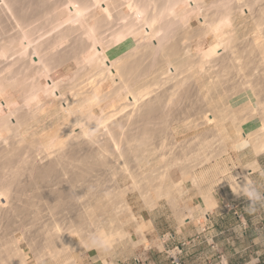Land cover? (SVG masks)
I'll use <instances>...</instances> for the list:
<instances>
[{
	"label": "bare ground",
	"instance_id": "bare-ground-1",
	"mask_svg": "<svg viewBox=\"0 0 264 264\" xmlns=\"http://www.w3.org/2000/svg\"><path fill=\"white\" fill-rule=\"evenodd\" d=\"M225 1L227 0L223 2ZM232 1L236 2L235 6L226 3L228 6L224 5L225 7L221 8L223 11L220 10L219 14L215 11L204 14L199 0H0V108L7 111L5 116L0 117V133L7 135L6 138L2 137L3 142H0V211L10 207V201L8 207L2 203L5 196L9 198L8 194L13 209L19 207L18 202L23 199V195L32 192L29 197L34 195L33 199L36 198L34 199L36 203L32 205L36 209L32 210L27 196L26 201L24 198V203L21 202L23 204L21 210L32 211L31 219L36 221L44 234V243L52 248L54 255H58L56 248L59 245H68L71 242V234L61 232L56 225L58 222L71 227L73 233L79 236V240H85L87 237L88 225H85L83 221L85 218L82 217L95 208L87 205L88 209L83 204L82 196L89 194L86 197L91 196L95 201L107 198L108 215L119 214L118 211L122 209L133 221L134 215L128 205L127 190H121L116 183L112 194L104 188V182L98 177L97 169L108 167L109 171L112 164L117 169L116 167L121 165V159L126 160L125 155L134 154L131 152L134 147L131 146L130 150V142L133 146L136 141L137 144L140 142L146 144L145 137L147 135L153 137L156 130L148 129L146 121L152 119L154 113L161 108L159 104L163 101L162 97L165 95L164 100L168 99L165 112H171L170 108L168 110L170 107L168 101H173L176 96L189 99L193 92L190 87L195 85L190 86V83L194 82V79L191 81L194 77L192 75L197 72L201 75V81L209 86L207 95L211 98L213 95L217 98L226 96L225 99L230 100L224 102L225 106L220 110V116L233 122L229 127L222 125L223 122L213 126L222 119L218 121V116L213 115V111L208 110L209 107L202 106L201 103H199L201 106L196 105L197 102H194L192 105L199 108L187 111V113L190 111L188 115L194 117L195 124L192 127L199 130L210 126L208 131H201L213 133L211 137L202 136L200 146L203 145L205 150L210 151L214 148L213 142L224 136L229 140L227 144H222L223 152L227 149L243 150L252 147L257 155L263 153L264 113L258 118L247 119L251 113L240 116L231 103L236 97H240L238 100L240 103L251 100L256 112L260 110L257 106L264 104V86L260 85L264 83V6L259 7V2L263 0H242L241 2H244L242 5L238 4L241 3L238 2L240 0ZM185 3H188V6L181 8ZM190 11L198 13L199 16L189 19L187 16ZM248 14L252 16L256 36L246 42L249 37L241 40L243 36L234 18L239 16L244 20ZM70 55L77 65V71L73 72L76 76L81 71L85 75L94 72L95 78L88 77L87 85H79L76 93L72 94L69 89L70 91L66 90L62 94L61 86L66 84L55 81L51 75L63 69L61 67L66 62L64 58L70 61ZM82 72L81 74H84ZM149 79L151 84L147 82ZM105 81H110L112 87L108 91L100 88L104 93L102 95L104 102L110 103L116 96L122 98L118 99L120 103L116 107L110 103V107L114 108L112 114L106 113L98 118L93 112V107L96 105L95 100L101 97L96 99L92 88L102 86ZM162 84L165 85L164 90ZM152 85L155 86V89L152 88L154 90L151 89ZM8 88L13 90L14 97L22 103L17 109L14 108L15 110H11V104L13 106L16 100L3 96V92ZM88 89L92 91L91 96L88 95L90 93ZM199 98L202 99L200 96ZM47 99H52L59 106L62 103L64 107L61 105L63 108L60 109H63L67 117L65 116L59 125V136H47L40 141L36 140L32 146L29 144L34 149L27 151L22 145L17 144L13 137L30 120L23 107L27 103L35 106V103L40 104ZM32 108L34 107L30 109ZM33 110L36 112L35 109L31 111ZM138 122H141V126L137 125ZM128 130L136 131L131 132L132 138L130 133L129 136L126 134ZM233 136H236V141L233 140ZM208 151H205L200 163H207L210 160L211 156L206 154ZM126 158L128 161V156ZM123 168L124 166H121L120 170ZM111 172L114 175V172ZM129 173L130 169L127 174ZM130 176L132 179L137 177ZM90 181L93 184H88ZM245 182L246 179L237 182L234 180L231 186L234 190L244 191ZM136 183L138 184L134 187L140 184L138 180ZM225 183L226 180H220L221 185ZM31 184L36 190L32 188L34 191H31L27 188L31 187ZM172 184L171 190L164 188L161 192L157 191V198L151 199L149 204L152 206L156 199L170 197L174 190H179V183ZM15 186L22 188L14 189L18 195L12 193V187ZM208 200L212 199H206V202ZM214 204L206 203V208L209 209ZM12 216L9 218H13ZM108 218L107 224H110L108 221H111V218ZM95 231L97 237H103L105 241L111 237L104 228L98 227ZM19 251L12 250L9 255L11 261L8 260L7 263L26 264L25 257Z\"/></svg>",
	"mask_w": 264,
	"mask_h": 264
},
{
	"label": "rangeland",
	"instance_id": "rangeland-1",
	"mask_svg": "<svg viewBox=\"0 0 264 264\" xmlns=\"http://www.w3.org/2000/svg\"><path fill=\"white\" fill-rule=\"evenodd\" d=\"M223 1L224 0H222V1L221 0H199V5L201 6V9H204V11H203L204 14L208 13L209 11L211 13L213 11H215V13L218 12V14H219L220 10H221V12L223 11V9H221L222 7L224 8L226 5L228 6V4H230V3L233 4V6H235V3H236V2L233 3L232 0H231V2H229V0H227L228 2L227 1L223 2ZM241 1L242 0H240L238 2H241ZM203 3L205 6L203 5ZM226 3H228V4H226ZM259 3H260L259 7L262 8L264 6V0L262 2L260 1ZM238 4L242 5V4H244V2L243 3L241 2ZM183 6H185V7L188 6V3L182 4L181 8ZM211 9H214V10H211ZM261 11H263V9ZM190 12L191 13H189L187 16L189 19L198 15V13L196 14V12H192V11H190ZM211 13H208V14H211ZM251 17L252 16H250L248 14L244 18V20H242L241 17H239V16H236L234 18L238 24L237 26L240 29V34L243 36V37H241V40H244L245 38L249 37L248 39H246V42H247V40L249 41L250 38H255L254 36H256V33H255L256 30L254 29V25H253V21H252L253 19L251 20ZM192 20H194V19H192ZM251 34H252V37H251ZM62 57H64V56H62ZM70 57H72V56L70 55ZM70 57H69L70 61H68L67 58H64L66 60V62L61 67L63 69L57 70L51 75V78H53L55 81H61V84H64V83L66 84L65 86L64 85L61 86L60 93H62V94H63V92L65 93V91L69 90V89L71 90V91L70 90L69 91L72 92V94L76 93V92H78L77 89L79 88V85L80 86H81V84L87 85L86 83L89 82L88 77L89 78L92 77L93 79L95 78L94 72L90 73L89 75L88 74L85 75V73L82 71L81 72L84 74H81V72H80L79 74H77V76H78L77 77L76 74H74L77 71V65L74 62L75 60L73 59V57L72 58H70ZM188 71H186V73H188ZM199 74L200 73H198V72H197V74L195 73V75L193 74L192 75V76H194L193 78H192V76H190L192 78V79L190 78L191 81L194 79L193 81L195 82V83L193 82V84H192V82L190 83V86L191 85L193 86L195 84L193 87H190L191 92L193 90V92H192L193 96L190 94L189 99H188V97L182 99V98H180V96L175 97L173 95L176 99H174V97L172 96L173 98L171 100H173V99L174 100L168 101V104H169V102L171 104V105L169 104L170 107H168V110L170 108L169 111H171V112H167V113L165 112L167 110L166 104H167L168 99L164 100L165 95H164V97H162L163 99L161 98L163 101L161 100L162 102H160L159 105L162 109L160 108L157 111L159 113H157V112L154 113L152 119H149L150 122L146 121V125L150 127V128L148 127V129H150V130H153L154 128L156 129L154 133L152 132L154 138L152 136L149 137V135H147V137H145L147 145L145 144V142H143L144 144H142L141 142L139 144H137V141H136V143H134V146H133V143H131L127 138L129 136L128 135L129 133H130V136L132 138L133 136L131 134L133 132L136 133V131L132 130L133 131L132 132L131 130H128L126 133L128 135L126 139L130 142V150L132 149V147H134V149L131 150V152L132 153L134 152V154L125 155L126 157L128 156V158L130 155L131 156H130L128 161H127L126 157H124L126 160H123V158H122L121 159L122 161L120 163L121 165L117 166L116 167L117 169H115V166L113 167V164H112L111 168H109L110 172L107 170L108 167H100V169H97L98 174H99L98 177L101 178L100 180L102 182H104L103 186L105 189H107L108 191H110L112 193L113 189H114V185L116 183H118L121 190H123V189L125 191L127 190V192H128V196H127L128 205H129L131 213H133V215H134L133 221L136 220V222H133L132 219H129L127 217V214L123 213L122 209H120V211H118V212H120L119 214L118 213L116 215L112 214L113 218H112V215H110L111 213H109V215H108V212L106 209L108 208L107 205H108L109 200L107 198H102L104 200L96 199L99 201L98 202V201H95V198H94V200H92L91 196L89 198H87L89 196V194L86 195L87 197L82 196L83 197L82 201H83V204L85 206L91 205V207L93 209L94 208L96 209V210L94 209L93 211L89 210V213H91V215L88 213L86 216L82 217V218H85V219H83V221L85 222V225L86 226L88 225L87 226L88 232L86 230L87 237L85 240H79V236L77 235V233H75V232L73 233V229L71 227H69L66 224H65V226H66L65 227L62 222H58L56 225H57V228L59 230H61V232L68 234V235L71 234L70 235L71 236V239H70L71 242L68 243V245L67 244L59 245L56 248V249H58L57 250L58 255H54L52 248H50L49 246H47L44 243V240H43L44 234L39 229V226L36 224V221L34 219H31L32 211L23 212L25 210L24 209L21 210V208H23L22 207L23 204H21V202L24 203L23 202L24 198L27 196L29 197L30 194H32V192H29L27 195H23V199L18 202L19 207H16L19 210H16V208L11 209L12 207L10 204H12V206H13V203L11 201L10 195L8 194L7 196H9V198H6V196L4 197L8 201H4L5 199L3 198L4 199L3 201L6 203H4L3 201H2V203L4 205L7 204L6 207H8V202L10 201V203H9L10 207L6 208L3 205L4 207L3 206L2 207L4 209L6 208V210L2 209L3 211H0V218H1L0 219V264L6 260L7 261L4 262L3 264H9L7 262L11 261V258L9 257V255H10V252L12 250H18V251L21 250L19 252L21 254H23V256L25 257V263L26 264H145L146 257H148V255H149L148 249L150 247V240L147 236V232H148L149 228L147 227L148 225L146 224L145 220L143 219V214L145 212L153 210L159 206H163L165 212H167L168 214H171V215L173 214V215L177 216V219L180 222V224H184V219H183L184 212H188L186 216H189V213L191 215H193L194 212L200 208L197 205V201H196L195 196L196 197H203V195H205L207 192L213 193V190L215 188H218V186H224V185L220 184V180H222V179H224L228 182L230 180L234 181L238 177H240V174H238V172H237V168L240 167L241 158L248 160L254 156H257L254 149L252 147H249V148H246L243 150L227 149V151L223 152L222 151V148H223L222 144H225V143L227 144L228 140H229L226 137H225L226 138L225 139L223 136L222 138L218 137L216 139V141L213 142L214 143L213 144L214 148H212L213 151H212V149L210 151L205 150L203 145L200 146V144H202V141H201L203 138L202 136H210L211 137V136H213V133L212 132H202V131H208L210 126H205L203 129H199V130L192 127L193 124H195L194 117L190 116L188 114L190 113L191 109L196 110L197 107L199 108V106H196V105H200L199 103H201L202 106L206 105L207 107H209L208 110H210L211 112L213 111L212 112L213 115L218 116L217 117L218 121H220L222 119L219 123L215 122V124L213 126H215L216 124H220L222 122L224 123L222 125H226L228 127L233 125V122H231L230 119H228V118L225 119L224 117L220 116L221 115L220 110H223L225 103L227 101H230V100L225 99L226 96H223L224 98L223 97L217 98L216 96L213 95L211 98L210 95H207L208 94L207 89L209 88V86H208V84L203 82V80L201 81V79H200L201 75H199ZM69 80L71 81V83ZM196 81H198V82H196ZM147 82H148V84H151L150 79ZM43 83H45V81H43ZM261 84H262V86H264V83H260V85ZM101 85L102 86L92 85L93 87L96 86V88L95 87L92 88V86L90 87V88H92V91H93V92L92 91L91 92L94 95L96 94V99H98V97H101V98H99V100H95L94 104H96V105H94V107H93V112L98 118H100L102 115H105L106 113L112 114V111H113L112 109H114L112 106H114V107L118 106L120 103V102L118 103V99L122 98L121 96H116L115 98H113L111 100L112 106L110 107L111 102L110 103L104 102V100H103L104 96H102L104 93L101 92L100 88L103 91H108L111 89L112 84L110 81H105ZM71 86H73V87H71ZM162 86H163V84H162ZM164 86L162 87V89L164 88ZM154 87L155 86L152 85L151 89ZM157 87H159V86H157ZM154 89H152V90H154ZM88 91H89V89H88ZM237 91H239V90H237ZM91 92L88 95L92 94ZM181 92H182V90H181ZM189 92H190V90H189ZM14 95H15V93L13 92V90L9 89V88L3 92V96L5 98L9 99L12 97L13 100H16L15 103L13 104V106L11 104V110L17 109L22 104L21 102H19V100H17V97H14ZM199 96L202 97L203 100L201 98H199ZM85 98H86V96H84V99ZM239 99H240V97L239 98L236 97L233 100H231V103L233 105L232 107H235V110H236L238 115L246 116L250 113L251 114L254 113L253 115H251V114L248 115L247 119H249L251 117L252 118H258L260 114L262 115L264 113L263 112L264 111V104L258 105L257 108L258 109L260 108V110L256 112V107H255V109L253 108L254 106L252 105L253 103H251V100H244L242 103H240V101H238ZM244 99H245V97H244ZM101 101H103V102H101ZM165 101H166V103H165ZM184 102H186V103H184ZM194 102L195 103L197 102L196 105H192V104H194ZM28 104L29 103H27V105ZM35 104H36L35 106H34V104L33 105L29 104L28 106L34 107L32 109H35L36 112H34V110L32 112L31 111L32 109H30L31 107L29 108L26 104L24 105L23 108H25L26 114H28V117L30 118V120L26 125H24L23 127L20 128V131L17 133L18 135L17 134H15V136L13 135V137H15L14 140H16L17 144L22 145L23 148H25V150H27V151L34 149V148H31V146L34 143V141H36V140L40 141V140L44 139V137H47V136H51V137L59 136L60 135L59 134V129H60L59 125L65 119V116L67 117L66 113L63 112V109H60L63 106L62 103H61L62 106L61 105L59 106L58 103H55V101H53L52 99H47L45 101L40 102V104L39 103H35ZM189 104L192 106H190ZM26 106L29 110H27ZM164 108L166 110H164ZM0 110H1L0 111V117L5 116L7 114V111L4 108H0ZM188 110H190V111L187 113ZM261 110H262V112H261ZM28 111H29V113H28ZM30 111H31V113H33L34 117L30 113ZM108 111H111V112H108ZM160 111H162L163 113ZM173 111H174V113H173ZM19 112H21V110ZM34 113H36V114H34ZM16 114H19V113H16ZM29 114H31V115H29ZM162 114L165 116H162ZM35 115H36V117H35ZM171 115H172V117H171ZM175 116H177V117H175ZM173 118H174V121H173ZM153 119L157 120V121H154ZM178 119H179V121H178ZM169 122H170V124H169ZM159 124H161V125H159ZM137 125L141 126V122H138ZM152 126H154V127L151 129ZM155 126H158V127H155ZM6 136H7L6 134L2 135V133H0V142H3L2 137L6 138ZM150 138H152V139H150ZM162 138H164V139H162ZM232 138L235 141L237 140L236 136H233ZM153 139H155V140H153ZM161 140H162V143H161ZM20 141H22V142L20 143ZM154 143L156 146L154 145ZM29 144H31V146ZM24 145H26V146L24 147ZM144 146L147 149L144 148ZM147 146H149L150 151H149V148ZM159 147H161V149ZM142 148H144L143 150L145 151V153H144V151H142ZM19 149H21V148H19ZM205 151H208L206 154H207V156L208 155L211 156V158L207 163H205V162L200 163L201 159L205 156ZM137 152L140 154H138ZM141 153H142V155H141ZM134 155H136V156L134 157ZM172 157L173 158L175 157L176 159L174 158V160H173ZM188 158H189V160H188ZM169 161H170V163H169ZM123 163H125V164H123ZM169 164H171V166H169ZM121 166H124L123 170H120ZM138 166H140V167H138ZM125 168L128 170H125ZM135 168H137V169L135 170ZM111 169H113V170H111ZM129 169H130V173L127 174L129 172ZM124 170L126 172L127 171L128 172L125 173ZM111 171L114 172V175ZM115 171H116V173H115ZM141 172L144 174H142ZM100 173L102 174V176H100L101 175ZM165 174H167V175H165ZM130 175H134L137 177H135V179L134 178L132 179V176H130ZM141 175H142V177H141ZM167 176H168V178H166ZM144 177H146V178L144 179ZM107 178H109V179H107ZM92 179L95 180L94 178H92ZM133 180H134V182H133ZM137 180L140 184L137 187H134L138 184V183H136ZM165 180H168V181H165ZM145 181H146V183H145ZM113 182H114V184H113ZM169 182H170V184H169ZM30 183H32V182H30ZM91 183L93 184V182H91V181L88 184H91ZM172 183H176V184L179 183V185H180L179 190H176V191L174 190L175 193L172 192V195L170 197H161V198L156 199L155 204L151 206L150 205L151 199L157 198L158 192H161L162 189H164V188L171 190L172 188H170V187L173 186ZM16 188L20 189V190L22 189L21 187L19 188L18 186L12 187L13 190L12 189L11 190H12V193H14V195H18L15 191V190H17ZM27 188L30 189L31 191L36 190L35 189L36 187H32V184H31V187L29 186ZM32 188H34V190ZM178 191H179V193H178ZM33 197H34V195L33 196L31 195V197L28 198V200L30 199L29 202L27 200V202L30 206H32L34 203H36L35 202L36 198H34L35 199L34 200ZM27 198H25L24 201H26ZM206 199H210V197L206 196ZM98 203L101 205L99 206ZM97 205H98V207H97ZM88 206H87V208L89 209ZM102 208H105V210H101ZM34 209H36V208L33 207L32 210L34 211ZM102 211H104V212H102ZM28 212H30L29 215H28ZM23 214H25L27 217L25 218V215H23ZM11 215H13L12 216L13 218H9ZM108 216H109V218H111V221L110 220L108 221V223L111 222L110 224H107ZM10 219H12V220H10ZM30 220L32 221V223ZM112 221L115 222V224ZM59 226H60V228L61 227L62 228L60 229ZM98 227L104 228V230H106L105 232L106 233L108 232L109 234L108 233L107 234L109 236H111L109 240L105 241L107 243V247H101L97 243V239L99 237H97L95 230ZM63 229H65L66 231ZM69 230H70V232H69ZM117 231H120V233L118 234ZM122 234H124V235H122ZM74 244H76L77 246Z\"/></svg>",
	"mask_w": 264,
	"mask_h": 264
},
{
	"label": "crops",
	"instance_id": "crops-1",
	"mask_svg": "<svg viewBox=\"0 0 264 264\" xmlns=\"http://www.w3.org/2000/svg\"><path fill=\"white\" fill-rule=\"evenodd\" d=\"M237 172L235 182L246 179L244 191L235 189L238 195L230 180L195 196L200 208L193 215L184 212V224L163 206L145 212L150 240L145 264H264V152L241 158ZM206 196L212 200L206 202Z\"/></svg>",
	"mask_w": 264,
	"mask_h": 264
},
{
	"label": "clouds",
	"instance_id": "clouds-1",
	"mask_svg": "<svg viewBox=\"0 0 264 264\" xmlns=\"http://www.w3.org/2000/svg\"><path fill=\"white\" fill-rule=\"evenodd\" d=\"M97 243L101 246V247H107V243L105 242V239L103 237H100L97 239Z\"/></svg>",
	"mask_w": 264,
	"mask_h": 264
},
{
	"label": "built area",
	"instance_id": "built-area-1",
	"mask_svg": "<svg viewBox=\"0 0 264 264\" xmlns=\"http://www.w3.org/2000/svg\"><path fill=\"white\" fill-rule=\"evenodd\" d=\"M175 264H180V262H178V261H175Z\"/></svg>",
	"mask_w": 264,
	"mask_h": 264
}]
</instances>
